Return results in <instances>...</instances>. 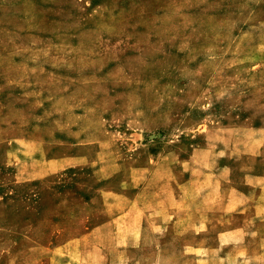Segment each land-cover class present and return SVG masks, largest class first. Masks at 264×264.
Wrapping results in <instances>:
<instances>
[{
	"label": "rangeland",
	"instance_id": "374dc122",
	"mask_svg": "<svg viewBox=\"0 0 264 264\" xmlns=\"http://www.w3.org/2000/svg\"><path fill=\"white\" fill-rule=\"evenodd\" d=\"M202 150L227 154L225 187L264 186V0H0V264L193 261L186 245L216 244L250 201L204 236L111 233L139 228L127 198L166 214L169 165L180 182Z\"/></svg>",
	"mask_w": 264,
	"mask_h": 264
},
{
	"label": "crops",
	"instance_id": "0c3cea01",
	"mask_svg": "<svg viewBox=\"0 0 264 264\" xmlns=\"http://www.w3.org/2000/svg\"><path fill=\"white\" fill-rule=\"evenodd\" d=\"M205 151L206 154L204 158L199 156V153L204 152V150L198 152L194 151L190 153L184 161H181V164L188 165L184 171L192 174H189L180 182H174L176 178V173L174 172L175 166H173V162L169 165L170 167H168L167 170H169L171 174H174V177H171V182L169 185H166V187L170 186V189L166 192V196L156 205L159 211L165 212L166 210V214H161L160 212L155 218L149 219L146 215L148 214V207L146 204L139 203L137 207L135 198H127L126 203L128 204L129 210L132 208L138 210L140 215L138 222L139 228L134 232H130V230L126 232L123 230L121 233L118 231L112 232L111 238L117 240L123 239L128 244H132L133 240H135L139 244L141 240L149 237V233L146 229L148 226L153 229L152 231L156 236L160 229L165 230L170 225L182 229V231L179 232L181 235H187L189 234V229L199 226L200 230L193 233L195 235L204 236L208 233V228L212 227V222L216 220L217 223L222 226H226L227 223H232V219H223V214L236 213L240 210L244 211V209H242L243 206L250 201L251 208L253 207L254 209L252 213L254 214L250 213L249 216L245 217L247 219L242 220L241 224L233 225V227L220 228L214 237L216 241L214 245H186L187 250H185L184 253L195 255V257L193 261L182 262L181 264H246L245 256H247V254L252 256L253 253L255 256H258V259L264 257V247H257L255 250L250 249V247L252 248V241H256L257 243L261 242L260 244L264 243V215L260 214L264 211V197L259 195L260 191L264 192V186L259 187L258 185L255 186L252 184L250 188L256 191V195H250L249 197H246L247 195L245 194L247 193L241 189L225 187L217 174L218 172L215 170V166H219L220 159L222 157H227V154L219 150ZM247 153L253 155L251 151ZM239 155H241V153H239ZM168 157H171L170 159L172 161L175 159L176 163H180L178 156H175L176 158L171 155ZM238 157L236 156L235 159H238ZM167 165L168 164H164L161 160H157L156 171H162L165 167L167 168ZM196 166L203 167V169H198V172H194V167ZM208 166H211V168ZM251 176L258 177L257 175ZM175 186H177L179 190H176ZM199 192L206 193L212 197H203L202 202H192L191 199L193 200L196 195H199ZM167 206L168 209L164 208ZM181 207L188 209L183 217L177 214L178 208ZM214 207H216V209H214ZM189 210H191L192 213H188ZM215 211L218 212L216 213L218 216L213 214ZM120 217L121 216L111 218L110 221H118L121 219ZM243 221L252 223V225L248 227V225H245L246 223L243 224ZM185 228L187 229L183 230ZM189 237L190 236H186V238ZM90 250L97 251L93 247ZM214 256H217V259H215ZM250 261L253 263L252 258ZM162 263L163 261L159 262L158 260L151 264Z\"/></svg>",
	"mask_w": 264,
	"mask_h": 264
}]
</instances>
